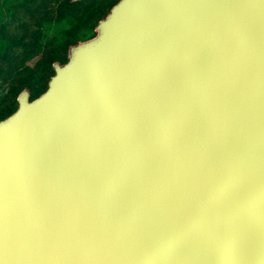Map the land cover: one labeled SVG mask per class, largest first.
I'll use <instances>...</instances> for the list:
<instances>
[{
    "label": "water",
    "instance_id": "obj_1",
    "mask_svg": "<svg viewBox=\"0 0 264 264\" xmlns=\"http://www.w3.org/2000/svg\"><path fill=\"white\" fill-rule=\"evenodd\" d=\"M0 119V264H264V0H117Z\"/></svg>",
    "mask_w": 264,
    "mask_h": 264
},
{
    "label": "rangeland",
    "instance_id": "obj_2",
    "mask_svg": "<svg viewBox=\"0 0 264 264\" xmlns=\"http://www.w3.org/2000/svg\"><path fill=\"white\" fill-rule=\"evenodd\" d=\"M116 1L0 0V119L17 108L24 88L33 97L46 89L53 63L65 62L72 44L94 36Z\"/></svg>",
    "mask_w": 264,
    "mask_h": 264
},
{
    "label": "trees",
    "instance_id": "obj_3",
    "mask_svg": "<svg viewBox=\"0 0 264 264\" xmlns=\"http://www.w3.org/2000/svg\"><path fill=\"white\" fill-rule=\"evenodd\" d=\"M81 2L82 1H80V2H70L68 4L71 5V6H75V5H79Z\"/></svg>",
    "mask_w": 264,
    "mask_h": 264
}]
</instances>
